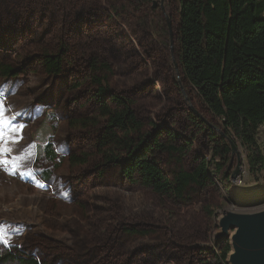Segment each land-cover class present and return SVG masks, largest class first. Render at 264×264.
I'll return each instance as SVG.
<instances>
[{"label":"rangeland","instance_id":"rangeland-1","mask_svg":"<svg viewBox=\"0 0 264 264\" xmlns=\"http://www.w3.org/2000/svg\"><path fill=\"white\" fill-rule=\"evenodd\" d=\"M130 1L0 0V69L16 71L0 73V264H219L231 241L217 238L226 212L264 209V169H250L248 148L183 79L182 0H166L173 38L159 7ZM63 51L61 72L48 75L43 55ZM92 62L110 68L100 76L110 94L132 102L147 136L181 148L157 153L166 176L204 164L214 175L224 146H234L229 170L239 168L241 181L192 186L180 200L105 164ZM49 143L54 163L45 156ZM257 147L264 156V125ZM84 155L85 164L69 161Z\"/></svg>","mask_w":264,"mask_h":264},{"label":"trees","instance_id":"trees-1","mask_svg":"<svg viewBox=\"0 0 264 264\" xmlns=\"http://www.w3.org/2000/svg\"><path fill=\"white\" fill-rule=\"evenodd\" d=\"M263 13L264 0H182L179 27L183 79L196 91L202 105L222 122L228 136L240 139L248 148L249 167L254 173L264 169V156L257 147L259 128L264 125ZM65 54L43 55L42 66L48 75L61 72ZM92 69L98 88L97 117L104 127L98 148L105 164H117L123 177L133 184L180 200L192 186L204 188L218 178L231 182L230 146H224L225 159L215 163L214 175L206 173L204 164L193 173L181 169L172 179L166 176L157 162V153L177 154L181 148L147 136L132 102L110 94L106 77L100 76L110 68L92 62ZM0 73L8 78L16 71L2 67ZM82 124L89 125L84 121ZM45 156L53 163L57 159L51 143L45 148ZM87 158L72 156L69 161L80 165L87 163ZM126 232L144 234L135 228ZM230 252L227 241L218 257L219 264H228Z\"/></svg>","mask_w":264,"mask_h":264},{"label":"water","instance_id":"water-1","mask_svg":"<svg viewBox=\"0 0 264 264\" xmlns=\"http://www.w3.org/2000/svg\"><path fill=\"white\" fill-rule=\"evenodd\" d=\"M232 151H235L234 146ZM239 168L232 178L239 176ZM219 240H231L228 264H264V209L250 212H226L220 220Z\"/></svg>","mask_w":264,"mask_h":264},{"label":"flooded vegetation","instance_id":"flooded-vegetation-1","mask_svg":"<svg viewBox=\"0 0 264 264\" xmlns=\"http://www.w3.org/2000/svg\"><path fill=\"white\" fill-rule=\"evenodd\" d=\"M148 2H152V8L153 10H157L158 7L159 9L161 10V12L163 13V15L165 16V20L167 22V25H168V28H169V31H170V36L173 38V27H172V24H171V21L170 19L167 17L166 15V0H147ZM159 1V2H157Z\"/></svg>","mask_w":264,"mask_h":264},{"label":"snow or ice","instance_id":"snow-or-ice-1","mask_svg":"<svg viewBox=\"0 0 264 264\" xmlns=\"http://www.w3.org/2000/svg\"><path fill=\"white\" fill-rule=\"evenodd\" d=\"M3 119H4L3 108H2V106H0V136L3 135V128H2ZM13 124H14V122L10 123L9 127H10L11 130L14 131L15 128L13 127ZM16 127L22 128L23 125H18ZM3 163L7 164V161H3Z\"/></svg>","mask_w":264,"mask_h":264},{"label":"built area","instance_id":"built-area-1","mask_svg":"<svg viewBox=\"0 0 264 264\" xmlns=\"http://www.w3.org/2000/svg\"><path fill=\"white\" fill-rule=\"evenodd\" d=\"M241 178H243V177L239 176V178L236 179V180H234V179L232 178V179H231V182H232V183H238L239 181H241V180H240ZM238 180H239V181H238Z\"/></svg>","mask_w":264,"mask_h":264}]
</instances>
